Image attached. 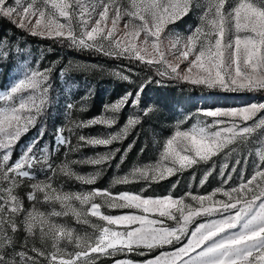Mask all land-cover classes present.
<instances>
[{
    "label": "snow or ice",
    "instance_id": "snow-or-ice-1",
    "mask_svg": "<svg viewBox=\"0 0 264 264\" xmlns=\"http://www.w3.org/2000/svg\"><path fill=\"white\" fill-rule=\"evenodd\" d=\"M198 9L199 23L187 35L170 28ZM0 19L31 36L153 68L162 78L157 84L174 80L223 92L264 93V0H0ZM8 50L7 38H0V58ZM53 68L24 65L0 90V264H96L101 256H145L157 250L149 259L115 264H264V102L183 115L172 134L157 142L155 162L137 164L113 179V185L158 183L211 162L200 178L203 186L220 158L221 186L210 193L153 197L99 188L69 191L56 183L58 178L95 185L103 166L120 151L109 146L126 139L157 107H140L141 93L153 82L149 78L135 93L105 105L100 116L57 127L55 147H38L46 132L43 117L51 104ZM129 103L137 111L118 131L97 136L78 132L96 125L113 128ZM37 124L38 135L13 161L18 142ZM60 147L67 151L57 164L53 156ZM83 147L109 150L69 158ZM250 158L252 172L246 174ZM84 164L97 170L81 174L75 166ZM234 174L239 182L230 184ZM26 181L30 207L18 192ZM105 209L128 211L114 215ZM68 218L91 231H77ZM20 232L23 241L17 239Z\"/></svg>",
    "mask_w": 264,
    "mask_h": 264
},
{
    "label": "rangeland",
    "instance_id": "rangeland-1",
    "mask_svg": "<svg viewBox=\"0 0 264 264\" xmlns=\"http://www.w3.org/2000/svg\"><path fill=\"white\" fill-rule=\"evenodd\" d=\"M13 2L14 0H9V3ZM201 2H203V0H201ZM200 12V9L191 12L183 19L177 21L174 25H171L170 28L178 33L187 35L189 30L199 23ZM15 49L16 48L13 46L11 52H15ZM20 52L23 53V58L20 59L18 64H14L13 67H10L7 71H2L0 63V90L6 88L12 79L19 75L24 65L31 68L38 67L40 70L53 67L54 65L51 75V104L43 117V122L46 125V132L43 139L40 140L38 147H43L45 144H48L50 149L55 147L53 133L57 127L69 124L71 120L87 121L94 117H98L104 112L105 105L113 103L128 92L135 93L139 85L145 83L149 78L153 81L147 84L144 91L141 93L140 107L144 108L148 105H155L157 111L152 113L150 117L145 118L142 124L138 125L131 132L129 137L109 146L112 149L118 148L120 151L116 153L115 158L109 164L103 166L99 179L95 185H82L74 180L68 181L63 177L58 178L56 183L62 185L65 190L69 191H86L91 188H99L109 189L114 194L128 191L153 197H163L167 195L181 197L188 192L199 195L210 193L213 189L221 186L222 178L218 174L220 158H215L217 159V171L209 177L208 181L203 186L200 185V178L205 169L211 166V162H209L208 165H201L183 173H177L158 183L140 181L125 185H113V179L125 175L137 164L155 162L158 158L159 144L157 142L162 143L172 134L177 120L182 119L183 115L194 113L197 109L203 108L241 107L251 103L264 102V95L258 93H231L207 88L204 92L194 93L189 88L181 86L174 80H163L162 84H157L155 81L161 80L159 77L127 61L120 62L90 59L64 49H56L48 44L25 42ZM5 59L6 58H4V61ZM11 59H14L13 56H11ZM0 61L2 62L3 59L0 58ZM181 67H183V65ZM151 69L155 71V69ZM61 71H65L63 77L60 75ZM117 72L129 76L132 82L120 79L115 74ZM68 104L75 105V108L69 110L67 108ZM81 106L84 107V111H79ZM136 111L137 110L131 106V103H129V105L125 106L120 112L118 123L113 126V128L107 129L100 125H96L80 129L78 132L86 136H97L103 135L109 131H118L119 128L125 124L128 116L136 113ZM261 115H264V113H261ZM188 123L190 124L191 121ZM187 126L188 124L184 125V127ZM40 127L41 124H37L36 128L40 129ZM65 135H67V133H65ZM36 136V132L32 131L25 143L21 144V150ZM72 143L73 145L77 143L75 136L72 137ZM129 145H132V147L127 151L124 161L121 163L120 157L124 155ZM141 149H143V151H141ZM108 150L109 148L104 147H83L77 152L69 153V158L80 160L94 157L97 153L107 152ZM66 151L67 149L65 147H60L53 156L54 162L59 164L64 160ZM20 154L21 152L18 157ZM231 163L232 162H230V167ZM117 165H119V167H117ZM242 166L243 165L238 166V171ZM75 167L81 174H91L97 170L95 167L87 164L77 165ZM251 172L252 158L249 159L246 174H251ZM38 178L43 180L45 176L43 173H39ZM238 182V178L234 174L233 181L229 183L235 184ZM27 185L28 182L26 181L18 192L19 195L24 198L25 207H30L31 202H29L26 197V193L30 191ZM224 187H228V185H224ZM105 211L109 214L116 215L121 214L122 211L128 210L105 209ZM68 219L69 223H71L77 231L81 233L91 231L88 226L76 224L71 218ZM92 219L95 221V218ZM17 239L23 241L24 233H18ZM37 246H39V244ZM68 247L70 251L73 250V246L69 245ZM158 252L159 250L145 256H140L135 253L101 256L96 261V264H115V261L119 259H131L140 262L151 258L158 254Z\"/></svg>",
    "mask_w": 264,
    "mask_h": 264
},
{
    "label": "trees",
    "instance_id": "trees-1",
    "mask_svg": "<svg viewBox=\"0 0 264 264\" xmlns=\"http://www.w3.org/2000/svg\"><path fill=\"white\" fill-rule=\"evenodd\" d=\"M4 37H6L9 42V50H8V56L6 57L5 61H4V58H2L3 59L2 62L0 61L2 71H7L10 67H13L14 64H18L20 62V59L23 58V53L20 52L21 47L23 46L25 42H31V43L48 44L56 49H64L71 53H75L77 55H80L82 57H87L90 59H101V60L120 61V62L127 61L133 65H137L141 68L146 69L149 73L153 75H156V72L154 70H152L149 67H146L145 65L139 64L138 62H131L123 58L118 59L115 57H109L99 52L79 50V49L68 46L66 43H61L53 39H45L41 37L31 36L27 31L16 27L13 23L9 22L7 19H0V38H4ZM13 46L16 48L14 50L16 53L11 52ZM11 56H13L14 59H11ZM156 76L162 79L160 76L158 75ZM176 82L180 84L181 86H185L189 88L194 93L206 91V88L193 87V86L181 83L179 81H176ZM258 94L264 95V93H258ZM32 131H35L36 135H38L39 133V129L33 128L20 139V141L17 144V147H15L14 152H13V156H12L13 161L18 157L19 153L21 152V144L25 143L26 139L29 137V135H31ZM130 135L131 133L128 135V137Z\"/></svg>",
    "mask_w": 264,
    "mask_h": 264
}]
</instances>
